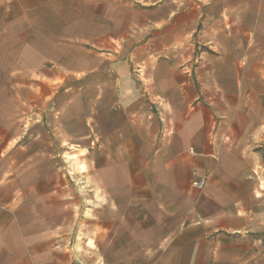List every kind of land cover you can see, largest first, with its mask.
Wrapping results in <instances>:
<instances>
[{
	"label": "crops",
	"instance_id": "0c3cea01",
	"mask_svg": "<svg viewBox=\"0 0 264 264\" xmlns=\"http://www.w3.org/2000/svg\"><path fill=\"white\" fill-rule=\"evenodd\" d=\"M71 1L0 0V50L42 35L64 45L62 58L73 43L86 54L78 71L61 66L68 76L95 70L100 86L95 185L78 205L33 203L3 227L1 218L0 264H264V0L197 2L211 53L173 63L163 56L181 42L160 33L137 75L111 43L75 35L102 15L70 16Z\"/></svg>",
	"mask_w": 264,
	"mask_h": 264
},
{
	"label": "rangeland",
	"instance_id": "374dc122",
	"mask_svg": "<svg viewBox=\"0 0 264 264\" xmlns=\"http://www.w3.org/2000/svg\"><path fill=\"white\" fill-rule=\"evenodd\" d=\"M199 1L202 0H81V3L72 0V10L66 14L74 16L76 10L84 16L101 14L98 24L92 22L86 27H77L75 35H79L81 29L87 32L92 38L88 43L92 48H96V43H111L112 48L118 49L113 50L115 54L130 61L127 74L137 75L141 74L138 68L142 59L148 57L149 42L154 47L160 33H166L167 41L181 42V46H171L176 49L163 56L173 63L180 60L189 65L202 54L211 53L201 42L206 37L201 30L207 16L206 3L202 2L204 7L200 8ZM55 2L59 6L67 4L63 0ZM42 15L45 21L46 13ZM57 28L56 25L54 30ZM180 30L184 33L182 40L176 39ZM101 31L103 43H100ZM96 34H99L97 38ZM9 37L2 34V40ZM24 38L28 40L25 43ZM54 43L50 38L47 42L42 35H23L15 42L4 43L0 50L2 227L14 220L19 211L30 210L33 203L44 207L62 202L78 205L81 202L78 194L95 185L92 178L97 170L95 126L98 117L101 119L102 107L94 93L100 86L95 81V70L68 76L61 63L65 60L78 71L86 54L73 43L70 57L62 58L64 45ZM113 51L108 50L106 57L115 58L109 54ZM94 54L92 51L87 57L93 65ZM150 57L153 61L159 59L152 49ZM49 75L55 79L50 81ZM135 85L141 89L139 81ZM133 101L135 108L140 106L141 100ZM143 101L145 107L155 110L149 99ZM105 110L103 107L102 112ZM71 154L76 155L72 160L68 158Z\"/></svg>",
	"mask_w": 264,
	"mask_h": 264
},
{
	"label": "built area",
	"instance_id": "2783aa9c",
	"mask_svg": "<svg viewBox=\"0 0 264 264\" xmlns=\"http://www.w3.org/2000/svg\"><path fill=\"white\" fill-rule=\"evenodd\" d=\"M191 152H193V150H191ZM195 184L199 187H202L204 185V182L201 180V181H196Z\"/></svg>",
	"mask_w": 264,
	"mask_h": 264
}]
</instances>
